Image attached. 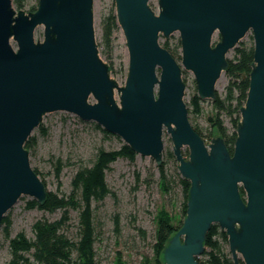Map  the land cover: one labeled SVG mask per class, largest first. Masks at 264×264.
Returning a JSON list of instances; mask_svg holds the SVG:
<instances>
[{
	"label": "water",
	"instance_id": "95a60500",
	"mask_svg": "<svg viewBox=\"0 0 264 264\" xmlns=\"http://www.w3.org/2000/svg\"><path fill=\"white\" fill-rule=\"evenodd\" d=\"M114 1L129 54L124 84L101 55L94 0H39L34 11L0 0V226L22 195L45 202L46 184L25 143L46 113L65 110L118 134L159 166L165 129L170 134L190 187L165 264H199L214 223L228 235L234 264H264V0H158V12L150 0ZM249 30L254 61L231 152L222 135L207 142L193 127L181 64L193 71L198 95L215 99L228 53ZM174 31L181 64L160 42Z\"/></svg>",
	"mask_w": 264,
	"mask_h": 264
},
{
	"label": "rangeland",
	"instance_id": "374dc122",
	"mask_svg": "<svg viewBox=\"0 0 264 264\" xmlns=\"http://www.w3.org/2000/svg\"><path fill=\"white\" fill-rule=\"evenodd\" d=\"M114 0H94V27L100 52L102 46L101 18L114 3ZM151 6L159 11L158 0H150ZM38 3V0H25L23 9L27 10ZM36 39L43 37V26L35 32ZM253 33L249 30L238 42L249 45ZM220 39L218 31L214 33L213 41ZM180 40L179 31H174L168 37L161 36L160 42L168 41L171 46ZM182 54V51H179ZM103 58L113 64L112 75L124 84L128 72V48L121 28L115 35L114 50L110 59L101 52ZM234 48L228 53L233 57ZM181 64V59H178ZM183 68V78L186 82L185 101L189 107L193 93L197 91V82L193 71ZM229 77L222 73L216 84V91L224 95ZM95 101L94 97H90ZM212 98L202 101V113H190L192 121L199 126L210 141L211 132L219 135L216 127L209 125L208 116L215 112ZM230 130L233 124L229 115L221 116ZM42 126V128H41ZM47 129L43 134L42 129ZM104 132L102 125L94 120H84L75 113L57 110L44 115L42 122L37 126L32 136L35 137V146L29 150L31 165L39 171L45 181L47 189L60 195H68L73 189L72 181L80 168L90 166L99 149H119L124 139L118 134ZM164 150L163 162L168 179L167 189L162 188L161 171L152 156L137 154L135 160L118 158L110 164L106 171V180L111 192L103 200H93L94 227H95V258L98 264H117L121 256L126 264H154L153 244L157 226L159 210L169 211L175 226L181 224L182 210L185 201L182 175L178 169V161L168 155L172 150L173 142L165 129L163 134ZM188 149L184 147V150ZM58 165L60 167H58ZM58 169L60 170L58 173ZM35 199L29 195H22L18 201L6 212L12 221L11 236L24 231L30 238H34L33 224L39 218L51 220L59 219L63 210L54 212L45 211L39 207H28V201ZM80 209H70L69 220L62 231L72 240L80 237ZM227 250L229 242H225ZM76 255V252L73 253ZM12 253L9 238L5 233L4 225L0 226V264H8ZM33 260V257H31Z\"/></svg>",
	"mask_w": 264,
	"mask_h": 264
},
{
	"label": "trees",
	"instance_id": "16d2710c",
	"mask_svg": "<svg viewBox=\"0 0 264 264\" xmlns=\"http://www.w3.org/2000/svg\"><path fill=\"white\" fill-rule=\"evenodd\" d=\"M13 2L18 9H23L25 5V0H13ZM37 6L38 3L28 9V11L36 10ZM100 24L102 31L101 52L106 55V58L110 59L114 50L115 35L120 28L115 11V2L102 15ZM162 45L177 59H182V55L179 52L181 50L180 40L175 45V48L168 41L162 43ZM228 60L229 66L225 73L229 77V81L226 85L225 94L222 95L216 91V98L212 100L215 112L208 116V121L211 129L214 127L218 129L219 135L225 138L229 149L233 152L237 136V124L241 118L240 107L245 103L249 89L250 72L254 61V41H251L249 45L246 43L236 45L233 57H228ZM108 63L113 70V64L109 61ZM202 101L203 99L198 95V92L193 93L188 107L189 114H201L203 110ZM223 113L230 116L233 130H230L225 125L221 117ZM190 120L195 130L206 140L208 136L192 121L191 117ZM42 132L45 134L47 129L43 128ZM104 132L110 134L105 129ZM212 136L213 132H211ZM25 146L28 150L33 148L35 146V137L30 135ZM188 153V149L184 150L185 155H188ZM136 155L137 153L126 142L119 149L108 150L101 148L90 166H85L77 171L72 181L73 189L70 194L60 195L57 192L48 190L46 185L47 197L45 202L40 204L36 199H31L28 201V207H39L49 212L62 209L63 214L59 219L55 220L45 217L37 219L33 224L34 238L28 237L24 231H19L14 236H11L12 221L5 214L1 225H4L12 253L8 264H98L94 249L93 200H103L111 192L106 180V171L110 164L121 157L134 161ZM168 155L171 158L175 157L172 150H169ZM60 166L58 165V167ZM34 169L39 174V171L36 168ZM159 169L161 171L160 182L162 188L166 190L168 188V179L165 173V164L162 163ZM59 171L58 169V173ZM181 183L185 194L182 215L185 217L190 181L181 178ZM241 193L243 196L245 195L243 188H241ZM70 209H80L81 233L76 241L69 238L62 231L70 218ZM184 217L181 219V224L175 226L169 211L166 209L159 210L156 218L155 242L153 244L154 264H165L163 259L165 246L170 237L181 227ZM225 242H229L227 233L220 228L219 224L214 223L207 233L205 250L198 257L199 264H234L232 255L227 250ZM74 252H76L75 256L73 255ZM31 257H33V260ZM117 264L126 263L119 256Z\"/></svg>",
	"mask_w": 264,
	"mask_h": 264
},
{
	"label": "flooded vegetation",
	"instance_id": "af4514ba",
	"mask_svg": "<svg viewBox=\"0 0 264 264\" xmlns=\"http://www.w3.org/2000/svg\"><path fill=\"white\" fill-rule=\"evenodd\" d=\"M242 264H244V262L242 261Z\"/></svg>",
	"mask_w": 264,
	"mask_h": 264
}]
</instances>
